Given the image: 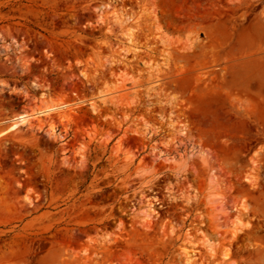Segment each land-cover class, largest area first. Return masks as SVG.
<instances>
[{"label": "rangeland", "instance_id": "rangeland-1", "mask_svg": "<svg viewBox=\"0 0 264 264\" xmlns=\"http://www.w3.org/2000/svg\"><path fill=\"white\" fill-rule=\"evenodd\" d=\"M0 264H264V0H0Z\"/></svg>", "mask_w": 264, "mask_h": 264}, {"label": "bare ground", "instance_id": "bare-ground-1", "mask_svg": "<svg viewBox=\"0 0 264 264\" xmlns=\"http://www.w3.org/2000/svg\"><path fill=\"white\" fill-rule=\"evenodd\" d=\"M19 120L17 121V122H15V123H13L11 126H10V128H14L17 124H19V123H26L27 122V116L26 115H21V116H19V118H18ZM189 255L187 256V258L189 259Z\"/></svg>", "mask_w": 264, "mask_h": 264}]
</instances>
